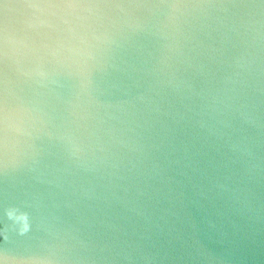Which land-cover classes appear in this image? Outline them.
Here are the masks:
<instances>
[{
  "label": "water",
  "instance_id": "1",
  "mask_svg": "<svg viewBox=\"0 0 264 264\" xmlns=\"http://www.w3.org/2000/svg\"><path fill=\"white\" fill-rule=\"evenodd\" d=\"M0 264H264V0H0Z\"/></svg>",
  "mask_w": 264,
  "mask_h": 264
}]
</instances>
